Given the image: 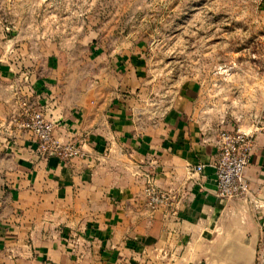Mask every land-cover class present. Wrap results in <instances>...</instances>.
I'll return each instance as SVG.
<instances>
[{"label": "crops", "instance_id": "1", "mask_svg": "<svg viewBox=\"0 0 264 264\" xmlns=\"http://www.w3.org/2000/svg\"><path fill=\"white\" fill-rule=\"evenodd\" d=\"M28 2L7 5L8 24L0 6V252L11 253L0 264H264V205L253 203H264V73L232 92L226 68H204L163 90L147 54L102 52L94 33L90 52L40 53ZM21 101L37 103L55 134L85 143L89 156L38 153L16 124ZM224 107L251 112L216 111ZM237 128L251 135L249 192L223 199L217 134ZM143 170L172 192L170 207L148 208Z\"/></svg>", "mask_w": 264, "mask_h": 264}, {"label": "rangeland", "instance_id": "2", "mask_svg": "<svg viewBox=\"0 0 264 264\" xmlns=\"http://www.w3.org/2000/svg\"><path fill=\"white\" fill-rule=\"evenodd\" d=\"M11 2L0 0L3 24L10 21L5 8ZM28 4L34 5L33 31L40 53L60 47L75 53L82 46L90 52L86 41L94 33L102 52L119 53L137 46L147 54L157 77L163 80V90L176 79L181 86L187 78H201L204 68L207 73L208 69L226 68L223 81L232 92L235 84L247 85L257 78L261 82L263 78L264 13L259 9L260 0H29ZM44 35L51 45L42 43ZM220 52L224 59L218 58ZM204 53L212 57L203 59ZM251 69L258 70V76H251ZM236 70L240 72L234 74ZM149 97L148 104L159 92ZM216 111L230 117L235 111L251 112L234 107ZM8 254L0 252V259Z\"/></svg>", "mask_w": 264, "mask_h": 264}, {"label": "built area", "instance_id": "3", "mask_svg": "<svg viewBox=\"0 0 264 264\" xmlns=\"http://www.w3.org/2000/svg\"><path fill=\"white\" fill-rule=\"evenodd\" d=\"M17 126L34 137L36 149L44 157H55L60 161H70L74 158H85L89 152L80 141L64 140L54 132V122L48 119L43 110L34 101L19 103ZM218 152L214 162L216 188L215 194L223 199L244 197L249 192L245 178V169L249 162L251 135L239 128L229 131H219L217 134ZM203 165L195 166L200 171ZM140 175L144 181L146 204L150 210L159 207L168 208L174 201L171 191L159 188L155 184V173L143 170ZM254 205L260 204L253 200Z\"/></svg>", "mask_w": 264, "mask_h": 264}]
</instances>
